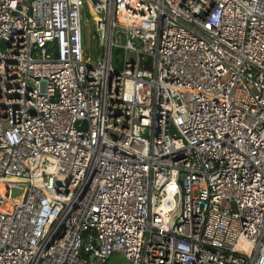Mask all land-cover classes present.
Wrapping results in <instances>:
<instances>
[{"label":"built area","instance_id":"2783aa9c","mask_svg":"<svg viewBox=\"0 0 264 264\" xmlns=\"http://www.w3.org/2000/svg\"><path fill=\"white\" fill-rule=\"evenodd\" d=\"M0 182V264H264V0H0Z\"/></svg>","mask_w":264,"mask_h":264},{"label":"rangeland","instance_id":"374dc122","mask_svg":"<svg viewBox=\"0 0 264 264\" xmlns=\"http://www.w3.org/2000/svg\"><path fill=\"white\" fill-rule=\"evenodd\" d=\"M86 55L90 58H97L98 53L100 51L99 49V43L96 34H94L93 29H95V24L90 20L88 17H86ZM120 46L122 47L125 44V38L124 36H120ZM92 46V47H91ZM114 65L117 69L123 70L125 67V60L124 55L120 48L115 47L114 49ZM109 264H113V261H111Z\"/></svg>","mask_w":264,"mask_h":264},{"label":"water","instance_id":"95a60500","mask_svg":"<svg viewBox=\"0 0 264 264\" xmlns=\"http://www.w3.org/2000/svg\"><path fill=\"white\" fill-rule=\"evenodd\" d=\"M26 191H27V188L26 187H15V186H12L11 187V198L14 199V200H21L25 197V194H26ZM114 263L115 264H131L125 257L123 256H119L117 258H115L114 260Z\"/></svg>","mask_w":264,"mask_h":264},{"label":"bare ground","instance_id":"6f19581e","mask_svg":"<svg viewBox=\"0 0 264 264\" xmlns=\"http://www.w3.org/2000/svg\"><path fill=\"white\" fill-rule=\"evenodd\" d=\"M91 47H92V46H91ZM6 184H7L6 182H0V188L3 189V187L6 186ZM20 188H21V187H20Z\"/></svg>","mask_w":264,"mask_h":264}]
</instances>
